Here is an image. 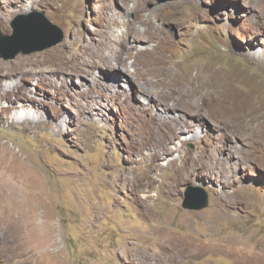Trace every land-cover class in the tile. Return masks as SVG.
Returning <instances> with one entry per match:
<instances>
[{
	"label": "rangeland",
	"instance_id": "rangeland-1",
	"mask_svg": "<svg viewBox=\"0 0 264 264\" xmlns=\"http://www.w3.org/2000/svg\"><path fill=\"white\" fill-rule=\"evenodd\" d=\"M40 12L63 40L0 55V220L36 233L0 264H264V0H0V33Z\"/></svg>",
	"mask_w": 264,
	"mask_h": 264
},
{
	"label": "water",
	"instance_id": "water-1",
	"mask_svg": "<svg viewBox=\"0 0 264 264\" xmlns=\"http://www.w3.org/2000/svg\"><path fill=\"white\" fill-rule=\"evenodd\" d=\"M19 18L21 17H17L12 22L14 29L12 36L5 37L0 33V55L5 59H13L18 54H27L43 46H52L64 38L61 29L53 25L43 12L33 14L28 20L21 22L18 21ZM25 35H27L28 44L32 43L33 47L24 46ZM43 39L45 42L38 45L37 43ZM182 206L186 210L205 209L208 206L207 192L201 187L186 189Z\"/></svg>",
	"mask_w": 264,
	"mask_h": 264
},
{
	"label": "bare ground",
	"instance_id": "bare-ground-1",
	"mask_svg": "<svg viewBox=\"0 0 264 264\" xmlns=\"http://www.w3.org/2000/svg\"><path fill=\"white\" fill-rule=\"evenodd\" d=\"M133 26V25H132ZM132 28H135V26H133V27H131L130 29H132ZM129 33L130 34H137L138 32H137V30L136 29H134V30H129ZM134 39V36L132 37V42H136V41H138V40H133ZM136 39H138V38H136ZM143 40V39H142ZM145 41V40H144ZM146 49V48H145ZM145 52V51H144ZM153 53V52H152ZM154 56V55H153ZM163 56V55H162ZM165 56V55H164ZM159 57V56H158ZM149 59V58H148ZM147 59V60H148ZM161 60V59H160ZM108 61V60H107ZM148 62V61H147ZM148 64H150V62H148ZM149 66V65H148ZM159 66V65H158ZM155 67V66H154ZM160 68H162V67H160ZM82 69V68H81ZM157 70H158V68H157ZM163 70V69H162ZM171 71V70H170ZM1 72V71H0ZM158 72V71H157ZM4 73V72H3ZM1 75V74H0ZM126 75V77L129 79V77H130V75L128 74V73H126L125 74ZM128 75V76H127ZM178 75V74H177ZM173 77V76H172ZM181 77V76H180ZM176 79V78H175ZM178 83V82H177ZM175 97V96H174ZM172 106H168L167 105V107H164V110L166 111L167 109L168 110H170V108H171ZM176 131H178V129L176 130ZM6 156H7V154H6V152H3V154H0V175H2L5 171H6V169H12V168H14V161L12 160V158L10 157V159H11V161L9 160V159H7L6 158ZM16 159V158H15ZM21 159V158H20ZM21 161V160H20ZM18 162V161H17ZM19 164H21V163H19ZM16 168H18V167H16ZM15 168V169H16ZM12 170H14V169H12ZM3 185L4 184H2L1 183V192H2V189H3ZM5 189H7V188H5ZM10 190H12V194H10L8 197L10 198V197H16L17 195V192H16V190H15V188L14 187H10ZM6 196V195H5ZM5 198V197H4ZM1 199V198H0ZM3 199V198H2ZM21 210V209H20ZM32 210H33V208H32ZM27 211H25V213H26ZM33 214H34V212H33ZM22 215H24V213H22ZM28 216V215H27ZM26 216V217H27ZM30 216H33V215H30ZM25 217V216H24ZM29 217V216H28ZM19 218L20 217H14L13 219H10V220H8L6 223H4V221H1L0 220V249H1V252H2V250H3V252H7V254H10V252L9 251H11L12 253H13V250H16V252H20L21 253V251H23L24 249H26V244L29 242V238H28V236H32V234H36V233H34L33 231H35L34 229H28V224L30 225V221L28 222L27 220H25V218L23 219V221H24V223H25V226H23V225H21V223H20V220H19ZM32 218V217H31ZM32 220V219H31ZM35 229L36 230H38V227H36L35 226ZM41 231H44V232H47V225L44 227H42L41 228ZM159 231V230H158ZM33 232V233H32ZM8 233H11L10 235L8 234ZM39 233V232H38ZM158 234V233H157ZM40 235H41V233H40ZM44 235V234H43ZM167 236V235H166ZM49 239V238H48ZM165 239V238H164ZM6 240H8V241H10V242H12V246L11 247H8V245H6V243L4 242V241H6ZM174 241V240H173ZM163 242V241H162ZM176 242V241H175ZM55 242L54 241H52L51 242V240L50 241H47V243H46V247H44V248H47L49 245H53ZM166 243H167V241H166ZM165 243V244H166ZM162 244V243H161ZM167 246V245H166ZM183 246V245H182ZM184 246H186V245H184ZM195 246V245H194ZM202 246V245H201ZM30 247H31V245H30ZM52 247V246H51ZM171 247V246H170ZM169 247V248H170ZM36 248V247H35ZM167 248V247H166ZM185 248V247H184ZM5 249V250H4ZM188 249H191V248H188ZM194 249V248H193ZM192 249V250H193ZM9 250V251H8ZM28 250H31V249H28ZM44 250V249H43ZM188 251V250H187ZM195 251V250H194ZM193 251V252H194ZM29 252V251H28ZM192 252V253H193ZM4 253V254H5ZM189 253V252H188ZM2 254V253H1ZM194 254H195V252H194ZM192 255V254H191ZM190 256V255H189ZM2 257V256H1ZM192 257H194V256H192ZM10 260V259H9ZM8 260V261H9ZM12 260V259H11ZM10 260V261H11ZM9 261V262H10ZM2 262H3V260H2ZM1 263V262H0ZM179 263V262H178ZM4 264H5V262H4Z\"/></svg>",
	"mask_w": 264,
	"mask_h": 264
}]
</instances>
